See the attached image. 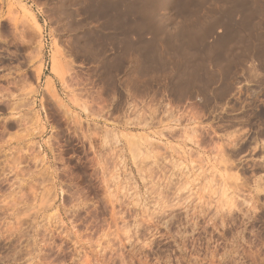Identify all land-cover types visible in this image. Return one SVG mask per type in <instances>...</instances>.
I'll list each match as a JSON object with an SVG mask.
<instances>
[{
	"label": "rangeland",
	"instance_id": "1",
	"mask_svg": "<svg viewBox=\"0 0 264 264\" xmlns=\"http://www.w3.org/2000/svg\"><path fill=\"white\" fill-rule=\"evenodd\" d=\"M0 264H264V0H0Z\"/></svg>",
	"mask_w": 264,
	"mask_h": 264
}]
</instances>
